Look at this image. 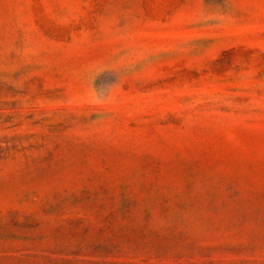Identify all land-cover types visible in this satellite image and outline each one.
Segmentation results:
<instances>
[{
	"label": "rangeland",
	"instance_id": "obj_1",
	"mask_svg": "<svg viewBox=\"0 0 264 264\" xmlns=\"http://www.w3.org/2000/svg\"><path fill=\"white\" fill-rule=\"evenodd\" d=\"M0 264H264V0H0Z\"/></svg>",
	"mask_w": 264,
	"mask_h": 264
}]
</instances>
